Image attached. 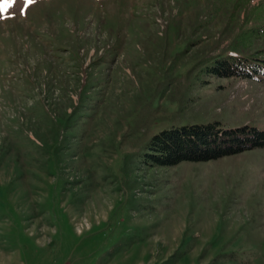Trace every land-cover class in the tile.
Here are the masks:
<instances>
[{
    "label": "rangeland",
    "instance_id": "1",
    "mask_svg": "<svg viewBox=\"0 0 264 264\" xmlns=\"http://www.w3.org/2000/svg\"><path fill=\"white\" fill-rule=\"evenodd\" d=\"M234 51L264 0H0V264H264V147L143 163L170 127L264 132V82L203 72Z\"/></svg>",
    "mask_w": 264,
    "mask_h": 264
},
{
    "label": "trees",
    "instance_id": "2",
    "mask_svg": "<svg viewBox=\"0 0 264 264\" xmlns=\"http://www.w3.org/2000/svg\"><path fill=\"white\" fill-rule=\"evenodd\" d=\"M203 72L220 78L264 82V52L243 54L234 51L218 55L205 65ZM263 147L264 132L253 126L223 128L218 122L180 125L161 130L151 137L143 163L167 167L181 162H206Z\"/></svg>",
    "mask_w": 264,
    "mask_h": 264
},
{
    "label": "snow or ice",
    "instance_id": "3",
    "mask_svg": "<svg viewBox=\"0 0 264 264\" xmlns=\"http://www.w3.org/2000/svg\"><path fill=\"white\" fill-rule=\"evenodd\" d=\"M34 0H26V3H32Z\"/></svg>",
    "mask_w": 264,
    "mask_h": 264
}]
</instances>
